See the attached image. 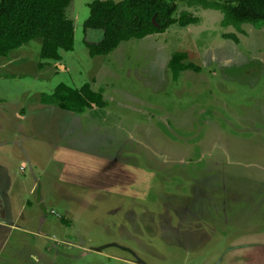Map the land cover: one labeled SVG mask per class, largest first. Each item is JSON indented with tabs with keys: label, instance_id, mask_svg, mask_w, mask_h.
Segmentation results:
<instances>
[{
	"label": "rangeland",
	"instance_id": "1",
	"mask_svg": "<svg viewBox=\"0 0 264 264\" xmlns=\"http://www.w3.org/2000/svg\"><path fill=\"white\" fill-rule=\"evenodd\" d=\"M89 1L65 8L74 44L60 59L40 58L39 36L0 56V264H264V24L221 25L193 4L199 23L91 56ZM180 50L199 69L173 79ZM59 81H88L107 104H43ZM102 163L93 186L74 182ZM200 225L203 241L188 233Z\"/></svg>",
	"mask_w": 264,
	"mask_h": 264
},
{
	"label": "trees",
	"instance_id": "2",
	"mask_svg": "<svg viewBox=\"0 0 264 264\" xmlns=\"http://www.w3.org/2000/svg\"><path fill=\"white\" fill-rule=\"evenodd\" d=\"M184 1L178 16H174L177 0H90L83 28L100 29L102 35L97 40H84L88 54H107L122 40L162 32L174 22L180 25L195 22L198 15L187 9L193 4L219 9L221 25L240 29L244 22L255 27L264 24V0ZM69 4L70 0H0V56L8 55L11 49L36 36L41 38L40 58L56 60L61 58L62 50H72L74 25L65 14ZM224 36L237 39L234 33H224ZM186 58V51H175L171 55L168 66L173 79L183 69H199L196 64L186 62ZM38 64L44 65L42 61ZM39 97L42 103L55 104L73 112H82L93 104L99 107L106 104L102 90H94L88 81L79 86L59 81L52 90L40 92Z\"/></svg>",
	"mask_w": 264,
	"mask_h": 264
},
{
	"label": "crops",
	"instance_id": "3",
	"mask_svg": "<svg viewBox=\"0 0 264 264\" xmlns=\"http://www.w3.org/2000/svg\"><path fill=\"white\" fill-rule=\"evenodd\" d=\"M191 6V5H190ZM188 7L189 6H187V9H188ZM207 8H210V7H207ZM188 10H190V9H188ZM193 14H196V13H193ZM196 15H198V20L197 21H195V23L197 22V23H199V14H196ZM192 23H194V22H191V23H188V24H186V25H190V24H192ZM197 25V24H196ZM193 26H194V24H193ZM100 35L98 36V39L101 37V35H102V31H100V33H99ZM151 34V33H150ZM150 34H148V35H150ZM28 42V41H27ZM23 45V44H22ZM12 50V49H11ZM187 69V68H186ZM182 71V70H181ZM196 71V70H195ZM179 76V75H178ZM177 79V78H176ZM83 83V82H82ZM71 85V84H70ZM73 86H79V85H73ZM91 87L94 89V90H97V89H99V87H97V88H95V87H93V85H91ZM101 89V88H100ZM102 90V89H101ZM102 95H103V98L105 99V101H106V104H107V100H106V98H105V96H104V93H103V90H102ZM43 104H46V103H43ZM49 104V103H48ZM105 104V105H106ZM104 105V106H105ZM92 106H96L95 104H93ZM97 107H99V106H97ZM103 107V106H102ZM40 109H41V107H39ZM87 108H90V107H87ZM86 108V109H87ZM60 109H61V107H60ZM63 109V108H62ZM62 109H61V113H64V111H62ZM85 109V110H86ZM84 110V111H85ZM83 112V111H82ZM61 115V114H60ZM70 115H72V116H76L75 115V113L74 114H71V113H69V115H64L65 117H68V116H70ZM24 116V115H23ZM22 116V117H23ZM77 117H72L71 119H69L68 121H69V125H71L74 121H75V119H76ZM73 129H75V128H73ZM4 139H6V140H8L7 138H4ZM59 145V144H58ZM70 146H73L71 143L70 144H68V145H62L61 147H60V151L62 152V151H64V149L63 148H67V150H69V147ZM60 151L58 150L57 152H59L60 153ZM61 160V159H60ZM0 166L1 167H3V168H1L0 167V170H3L4 171V173H10L11 171L8 169V164H7V162H3L2 160H0ZM73 166H75V165H73ZM92 168H93V170H94V172H91V174L90 175H88L85 179H82V181H80V180H78L79 178L77 177L76 179H73L74 180V182L75 183H85V184H91V186H93V184L95 183V178H98L97 176H96V173H102V174H104L105 176H107L108 174H110V173H108V171H107V167H106V165H105V163H102V166L101 167H93L92 166ZM85 176H86V174H85ZM106 178V177H105ZM81 179V178H80ZM99 179V178H98ZM80 181V182H79Z\"/></svg>",
	"mask_w": 264,
	"mask_h": 264
},
{
	"label": "flooded vegetation",
	"instance_id": "4",
	"mask_svg": "<svg viewBox=\"0 0 264 264\" xmlns=\"http://www.w3.org/2000/svg\"><path fill=\"white\" fill-rule=\"evenodd\" d=\"M184 208L181 210L182 211V213L183 214H175L176 215V218H178V220L176 221L177 223H176V225H181L182 226V229H186V227H190V223H187L186 225H185V223H184V221H186V222H190L191 221V216H193V215H189V213L187 214V212H186V210H185V206H183ZM175 215H174V217H175ZM181 215V216H180ZM188 216H189V218H188ZM194 216H197V215H194ZM196 219V218H195ZM172 220H170V222H171ZM162 222V221H161ZM168 222H169V219H168ZM1 223H9V222H7V219H5V218H3V217H0V224ZM170 224H172V223H170ZM175 226V225H174ZM201 226V229H197V230H190L189 232L187 231V230H185V231H183V232H181V233H185V232H188V233H193V232H201V234H202V241H203V225H200ZM181 249H183V248H181ZM183 251H185L184 249H183ZM203 254V252H201V255Z\"/></svg>",
	"mask_w": 264,
	"mask_h": 264
},
{
	"label": "water",
	"instance_id": "5",
	"mask_svg": "<svg viewBox=\"0 0 264 264\" xmlns=\"http://www.w3.org/2000/svg\"><path fill=\"white\" fill-rule=\"evenodd\" d=\"M152 19L154 20V17Z\"/></svg>",
	"mask_w": 264,
	"mask_h": 264
}]
</instances>
